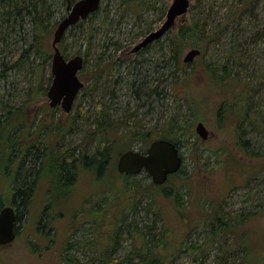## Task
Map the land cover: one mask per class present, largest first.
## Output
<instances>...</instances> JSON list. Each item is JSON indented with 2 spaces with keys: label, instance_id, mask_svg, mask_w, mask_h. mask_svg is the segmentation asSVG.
Returning a JSON list of instances; mask_svg holds the SVG:
<instances>
[{
  "label": "rangeland",
  "instance_id": "374dc122",
  "mask_svg": "<svg viewBox=\"0 0 264 264\" xmlns=\"http://www.w3.org/2000/svg\"><path fill=\"white\" fill-rule=\"evenodd\" d=\"M73 1H50L52 56L54 31ZM173 1L154 0V6L138 7L134 0H103L84 25L69 27L58 45L68 59L82 55L85 65L79 72L84 86L71 112L61 104L50 106L52 56L45 59L40 50L33 51L31 16L22 11L16 22L15 13L0 15V98L8 106L27 104L33 140L39 136L54 147L76 148L91 156L102 138H88L89 121L81 115L86 112L93 119L105 110L115 124L122 120L129 129L151 131V138L172 131L181 138L184 158L182 168L159 187L146 171L125 179L114 169L98 180L92 170L81 167L71 189L58 184L50 194L53 182L42 174L16 219V239L0 244V264H105L109 256L128 254L130 264H145L135 239L117 233L115 219L121 214L138 229L159 218L154 233L165 224L166 252L170 258L174 254L170 264H264V0H190L189 12L177 18L170 33L148 49L132 52L162 26ZM7 9L0 7L1 12ZM194 20L205 25L204 39L198 36L199 46L185 47L182 62L194 47L202 53L176 67L169 36ZM206 63L218 68L219 76L226 67L238 86L213 85ZM199 121L209 130L207 139L196 130ZM54 123L67 132L46 129ZM119 140L116 149L121 151L126 139ZM150 143L147 138L130 145L145 152ZM121 153L115 158L117 169ZM23 159L30 160V155ZM5 188L0 185L3 206L12 199ZM136 189L142 193L133 199L131 191ZM177 194L182 196L179 202ZM154 195L157 203L149 211ZM220 207L230 226L212 238Z\"/></svg>",
  "mask_w": 264,
  "mask_h": 264
},
{
  "label": "trees",
  "instance_id": "16d2710c",
  "mask_svg": "<svg viewBox=\"0 0 264 264\" xmlns=\"http://www.w3.org/2000/svg\"><path fill=\"white\" fill-rule=\"evenodd\" d=\"M50 1L51 0H0V7L7 6L8 8L3 12L0 11V15L8 16V14L12 15V13H15L16 22L19 18L18 14H20L22 11H25L31 16L30 20L32 22L31 24L33 28L34 41V44L33 42L31 44L32 49L33 51H36V53H38L40 50L42 54L46 55V57H44L45 59H50L52 56V49L50 48V44L48 42L49 36L52 32L49 18L53 13L52 3ZM75 1L76 0L73 2ZM134 1L137 5H139L138 7L154 6V0ZM97 11L94 12L89 18L95 15ZM162 12L164 14L165 8H163ZM89 18L81 20L72 27L84 25V23L87 22ZM204 31L205 25L203 22L201 20H194L191 25L186 23L181 25L179 31L169 36V45L172 52V59H174L176 67L186 66V64L183 63L181 59L183 50L187 46H199L202 43V40L195 39H198V36L202 37L201 35H203ZM168 32L170 33L171 30ZM64 37L65 35L63 36L61 43L63 42ZM159 41L160 40H157L156 43ZM152 45L153 44L148 45L147 49ZM205 70L207 71V74L213 85L221 86L223 84H227L233 88L238 86V81L236 80L235 74L233 75V73L227 70L226 67L222 68L223 73L221 76L218 74L219 69L213 67L210 63L205 64ZM218 80L222 84H219L217 82ZM153 92L154 89L149 93L151 94ZM29 100L30 98L26 101V103ZM227 100L229 99L226 98V101ZM0 106V185L4 188L6 187V191L9 193V195H11L12 199L10 204L17 207L16 211L19 209L20 213L18 215L19 211H17V218L21 217V212L28 204L30 197L36 190L38 181L42 174L50 175L49 177L53 182L54 186H50V194L55 189L54 187L58 184L62 186H68V188L71 189L70 187L75 184L74 182L76 179V174L79 172L81 167L92 170L96 176V179L98 180L105 178V176L108 174L107 172H111V170L114 169L116 172H118L120 177L125 175L126 179L131 175H126L119 172L115 165V158L119 153L125 151V149H131L130 143H134L135 140H146L147 138L151 140V142L158 138H165L172 140L179 147L181 144V138L176 137L172 131H168L162 136L157 135L156 137L151 138V131L144 132L141 130V128L140 130H135L133 128L129 129L126 122L122 120L115 124L114 119L107 118V116L110 115L107 114L105 110L101 112V115L96 114L97 116L93 119L89 118V116L87 118V114L84 112L81 117H84L89 121V127L87 128V131L89 132L87 135L88 138H91L92 140L99 139V137L102 138L100 145L94 147L91 156H89L87 152L76 150V148L61 149L58 145H55L54 147V145H49L43 141H39V136H37V139L33 140L35 133L31 132L32 128L29 126L28 112L26 111L27 104L8 106V104L4 103L0 98ZM234 106L235 105H233V107ZM227 110L228 108L225 111ZM221 115L223 114L221 113ZM53 125L54 126L47 125L46 129L51 127L56 130V134H63L67 132L64 130L62 125L59 127L56 123ZM113 130L115 131L114 134ZM111 131L113 137H109ZM115 135L117 137H114ZM120 136L126 139V143L123 144L125 149H120L121 151H118L116 146H118L120 143ZM106 139L110 140L109 143L106 142ZM184 142H186L189 146L193 144L188 140H184ZM29 155L30 160L25 162L23 158ZM34 163L38 164V166H33ZM27 164L30 166H26ZM105 169L107 171H104ZM105 173L107 174L104 176ZM172 175H170V177ZM112 181L113 180H111V182ZM153 185L158 187L161 186L155 183ZM137 193L141 194L142 192L140 189H136L134 192L131 191L133 199L138 197L139 194L136 195ZM181 197V194H177L176 201L179 202ZM153 203H157L156 195L153 196L152 201L149 203V211H151L152 207H154ZM3 205L4 201L2 198H0V208ZM221 208L222 207L216 211V215H212H215V220L213 222L215 229H211L212 238L218 231L226 228V225L230 226V223L225 222L223 220L224 218L220 215L219 211ZM132 209L136 210L137 208H135L133 205ZM127 210L129 211V208ZM156 217H158L157 214ZM162 219L163 218L161 216L160 220ZM115 220V224L119 227L117 231L118 235L121 236L123 234H128V236L135 239V250H137L139 247L137 251L141 257V260L145 261V264L171 263L169 260L174 257V254L172 258H170L171 254L166 252V246L168 243V228H166L165 224L163 223V225L157 230V233L153 232V229L156 227L155 225L159 221V218L158 221L155 222L153 218V222L151 221V223L144 224L140 227V229L135 228L136 225L133 223H127L122 214L120 218H116ZM122 225L123 231L120 229ZM137 241L140 243V246L137 244ZM243 249L246 250L245 248ZM245 252L247 253L248 251ZM248 254L249 252L247 255ZM130 255L131 254H128L127 256H121L120 258L116 259L109 256L105 264H130Z\"/></svg>",
  "mask_w": 264,
  "mask_h": 264
},
{
  "label": "water",
  "instance_id": "95a60500",
  "mask_svg": "<svg viewBox=\"0 0 264 264\" xmlns=\"http://www.w3.org/2000/svg\"><path fill=\"white\" fill-rule=\"evenodd\" d=\"M103 0H76L70 6L69 13L60 21L53 35L52 73L53 82L47 95L50 98V106L60 105L66 112H71L75 99L84 82L79 78V72L84 68V57L80 54L67 58L58 45L69 27L100 9ZM190 0H174L166 13V19L161 27L149 32L139 42L132 52L136 53L153 42L160 40L176 23L178 17L189 12ZM202 50L192 48L183 58L185 63L193 62ZM197 132L204 138L209 137V130L205 123L199 121ZM183 155L180 147L170 139L159 138L153 140L148 149L143 152L136 149L123 151L118 158V170L126 175H136L146 171L157 185L166 183L169 176L178 172L183 165ZM17 211L12 205H5L0 210V244L7 245L17 237L16 231Z\"/></svg>",
  "mask_w": 264,
  "mask_h": 264
},
{
  "label": "flooded vegetation",
  "instance_id": "af4514ba",
  "mask_svg": "<svg viewBox=\"0 0 264 264\" xmlns=\"http://www.w3.org/2000/svg\"><path fill=\"white\" fill-rule=\"evenodd\" d=\"M147 48V47H146ZM146 48H144V49H146ZM144 49H142V50H144ZM142 50H140V51H142ZM140 51H138V52H140ZM137 53V52H136Z\"/></svg>",
  "mask_w": 264,
  "mask_h": 264
},
{
  "label": "bare ground",
  "instance_id": "6f19581e",
  "mask_svg": "<svg viewBox=\"0 0 264 264\" xmlns=\"http://www.w3.org/2000/svg\"><path fill=\"white\" fill-rule=\"evenodd\" d=\"M162 74H163V73H162ZM165 75H166V74H165ZM167 77H168V76H167ZM33 197H34V195H33ZM33 197H32V198H33ZM231 236H232V235H231Z\"/></svg>",
  "mask_w": 264,
  "mask_h": 264
}]
</instances>
